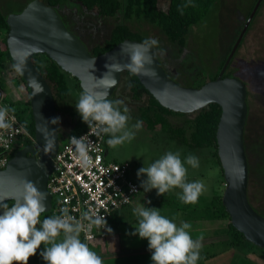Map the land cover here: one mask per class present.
<instances>
[{
	"label": "rangeland",
	"instance_id": "obj_1",
	"mask_svg": "<svg viewBox=\"0 0 264 264\" xmlns=\"http://www.w3.org/2000/svg\"><path fill=\"white\" fill-rule=\"evenodd\" d=\"M20 1L0 0L3 8L10 11L20 7V4H22ZM243 1L219 0V7L213 11L214 13L203 20L200 26L191 29L186 46L183 49L168 44L157 29L143 20L131 22L128 26L133 32L140 33L145 37L155 38L158 41V46L154 49L159 60L178 84L188 87L189 85L184 82L190 81L195 85H199L203 81L207 82L209 76L216 71L219 61L227 53L233 37L243 24L245 17V6H242ZM168 2L169 0H159V7L161 9L167 8ZM57 11L67 29L75 34L85 46L103 42L108 38L111 29L116 24L111 19H100L92 14L80 13L75 3H69ZM2 37L0 36V40ZM230 69L233 76L241 79L247 86L248 115L244 131V146L249 168L248 199L250 204L264 216V0L251 29L244 36L243 44L236 51ZM19 76L9 63H5L3 67H0V86L4 89L8 99L14 101L15 104L17 102L26 103L29 100V91ZM71 93V99L67 101L66 105L67 110L75 113V121H79L81 118L75 109V104L81 92L75 88L73 79H71ZM111 98L122 100L123 105L121 106L128 107L131 116L129 126L137 121L138 110L147 104V96H144L141 101H134L131 98L128 77L125 72ZM62 108L64 111L61 110L58 122L60 145L66 141L74 124L66 115V108L63 106ZM193 117L194 114H186V117L183 118L175 116H169L168 118L174 125H181L184 119ZM23 147L18 145L19 150ZM169 150H179L182 158L189 153L199 158V168L193 169L189 166L188 180L202 181L205 185V191L199 197L197 203L186 204V206L200 211L197 213H202L204 209H210L213 197H222L225 189L223 172L213 156L212 150L190 148L171 140L159 130H149L142 125L139 130H136V136L131 142H125L116 148L107 145L106 159L109 162L129 163L131 176L140 185L141 180L145 177L138 179L137 170L143 164L147 167L152 161ZM180 191V189H174L163 196H157L156 190L144 193L141 188V200L139 202L147 207L161 209L163 215L171 218L174 215V210L168 204L170 198H179ZM148 200L151 203L147 205ZM125 211L126 209L120 212L116 220L121 215H125ZM130 215L127 217L129 224H135L133 219L137 217L134 210ZM46 216L42 214L41 219ZM227 224V221L208 224L202 227V230L199 229L200 233L193 234L194 239L201 234L204 237L198 264H208L207 262L211 264H264V253L262 251L253 249L250 252L248 244H243L236 249L228 245ZM125 226V223L120 224L119 231L124 229ZM140 241L144 247L147 246L146 240ZM105 246L106 243L98 241L92 244L91 249L101 255L104 264H126V261H122L120 255L109 259L106 263ZM39 251L40 249L37 250L36 255L29 258L32 264H45L39 255ZM216 255V259L212 260V257ZM146 264L148 263L146 262Z\"/></svg>",
	"mask_w": 264,
	"mask_h": 264
},
{
	"label": "water",
	"instance_id": "obj_2",
	"mask_svg": "<svg viewBox=\"0 0 264 264\" xmlns=\"http://www.w3.org/2000/svg\"><path fill=\"white\" fill-rule=\"evenodd\" d=\"M262 2L257 0L216 80L200 88L178 84L163 69L155 49L149 66L155 75L135 77L162 107L175 113L195 114L211 104L221 108L216 131L217 155L225 181L221 202L231 225L246 241L264 249V217L248 199L249 168L244 146L247 86L239 78L224 77ZM6 23L9 28L6 45L12 65L16 71L17 66L21 68L17 73L29 91L36 143L17 151L7 166L0 169V202L14 203L23 182L31 181L45 192L43 214H48L52 197L47 184L60 144L58 122H51L57 117V111L50 86L35 68L33 57L47 55L62 71L77 79L83 92H106L110 99L127 71L113 73L106 65L127 64L128 54L121 49L141 42L125 40L108 52L92 56L84 43L67 29L58 12L40 0H33L18 14H9ZM106 73L107 83L100 80ZM113 78L115 83H111Z\"/></svg>",
	"mask_w": 264,
	"mask_h": 264
},
{
	"label": "clouds",
	"instance_id": "obj_3",
	"mask_svg": "<svg viewBox=\"0 0 264 264\" xmlns=\"http://www.w3.org/2000/svg\"><path fill=\"white\" fill-rule=\"evenodd\" d=\"M191 3V0H189ZM158 46V41L146 37L141 43L121 52L128 54L129 62L107 64L114 72L126 70L131 76L155 75L149 66L153 62L152 50ZM17 71L21 68L17 66ZM107 73L103 76L105 80ZM115 83V79L111 81ZM123 101L108 98L106 92L84 91L80 94L75 109L81 121L87 124L97 136H108L106 143L111 148L131 142L136 136V130L142 125L137 120L129 126L131 116ZM10 110L0 106V130L9 129ZM59 117L51 122H59ZM26 131V129H25ZM72 145L78 154L81 167L88 168L92 158L88 152L86 137H70ZM200 167L199 158L189 153L182 158L179 150L167 151L152 161L147 167L137 170V178L141 180L140 187L144 193L156 190L157 196H163L174 189H180L179 199L185 204H195L205 191L202 181L188 180V168ZM46 194L40 191L31 181H24L19 198L11 205L0 202V264H28L29 258L37 254L45 264H104L103 258L81 238L83 225L64 207L57 215L46 216ZM151 201H147V205ZM137 221L132 235L147 241L151 253V264H198L202 249L203 234L197 238L192 236V224L187 221L177 223L161 213V209L140 204L134 209ZM92 225L106 226L105 217L92 218L87 211L83 213ZM111 232V228H107ZM41 246H43L41 248Z\"/></svg>",
	"mask_w": 264,
	"mask_h": 264
},
{
	"label": "trees",
	"instance_id": "obj_4",
	"mask_svg": "<svg viewBox=\"0 0 264 264\" xmlns=\"http://www.w3.org/2000/svg\"><path fill=\"white\" fill-rule=\"evenodd\" d=\"M32 1L33 0H21L20 2H22V4H20V7L16 8L13 11L3 8L0 2V36H3L0 40V67H3L5 63H9L14 69L6 45V35L9 30L6 23L7 16L13 13H20ZM40 1L45 3L47 6L54 8L56 11L63 6L68 5L69 3H75L78 6L80 13L82 14H92L100 19H111L116 22V24L111 29L107 39H105L101 43H97L94 45L88 44V46H86L92 56H98L105 52H108L117 44L125 40L142 42L146 37L140 33L133 32L128 26L129 23L139 20H143L150 26L157 29L162 34L164 39L168 42V44L176 46L179 49H183L186 46L187 37L191 29L196 26H200L201 22L208 18L210 14L212 15L214 13L213 11L219 7V0H191V3H189V0H169L168 6L165 9H161L159 7V0ZM256 2L257 0L243 1L242 6H245V17L243 20V24L241 25L237 34L233 37L232 43L227 53L225 54L223 59L219 61L216 67V71L209 76V80L207 82L217 79L225 60L231 51V48L236 42ZM262 4L259 7L255 17L253 18L247 32L251 29V26L261 9ZM243 41L244 38L240 46L243 44ZM32 61L35 68L44 77V79L50 86L56 105L57 117L60 118L61 110H63L62 106L66 108V115L72 122H74L69 134L76 133L77 131H79V129L84 127L85 123H83L81 120L75 121L76 114L67 110L66 105L67 101L71 99L72 95L71 79L75 81V88H77V90L82 93L83 91L79 86V82L76 78H73L68 73L62 71L60 67L45 54L35 55ZM231 63L229 64L224 77H235L233 76L230 69ZM162 67L167 75L174 80L175 78L169 74V72L164 68L163 65ZM125 73L128 77V85L131 92V98L134 101H141L144 96H147V104L138 110L137 120H142L143 125L147 129L159 130L160 132L166 134L171 140L177 141L185 146L195 149L212 150V154L216 158L217 163L220 166L217 155L216 131L221 116V108L217 104H211L200 112L195 113L194 117L191 119H184L181 125H174L170 122L168 118L169 116L183 118L186 117V114L175 113L162 107L141 85V83L135 76H131L128 72ZM20 79L23 81L21 77ZM207 82L203 81L199 85H195L190 81H186L184 83L189 85L188 87L200 88ZM110 99L114 100L113 98ZM12 109L22 121L27 123L30 133L35 138V127L32 119L29 100H27L26 103L17 102L16 104H12ZM31 144L32 142L26 143V145ZM221 198L222 197L214 196L211 203V208L202 210V213H197L200 211L187 208L186 204L182 203L180 199L176 197L170 198V203L168 204V206L173 209L182 210L185 217L191 220H197L198 218H201L203 220L209 221H227L228 224L226 234L228 237V245L230 247L240 248L243 244H248L249 249H258L264 253V249L256 247L250 242L246 241L244 236L231 225L230 217L226 213L225 208L222 205ZM12 203V201L6 202L5 205H11ZM255 211L258 212L256 209ZM45 215L49 216L48 214ZM260 215L263 216L262 214ZM118 222L119 219L115 222L116 226Z\"/></svg>",
	"mask_w": 264,
	"mask_h": 264
},
{
	"label": "built area",
	"instance_id": "obj_5",
	"mask_svg": "<svg viewBox=\"0 0 264 264\" xmlns=\"http://www.w3.org/2000/svg\"><path fill=\"white\" fill-rule=\"evenodd\" d=\"M12 104L14 101L8 99L0 86V106L13 110ZM9 123L11 128L0 130V169H4L19 151L18 145L26 147L27 142L36 143L27 123L14 111L9 112ZM72 136L87 138L88 152L92 158L90 167L83 168L78 162V154L70 140ZM107 137L97 136L87 124L76 133L69 134L66 141L59 144L47 184L52 197L48 215H57L62 208H69L70 214L81 221V238L90 248L98 241L107 243L115 238L117 217L141 194L140 185L131 176L129 163L107 161ZM85 211L92 218L105 217L106 226L102 223L89 227L90 220L83 216ZM107 228L112 231L108 232Z\"/></svg>",
	"mask_w": 264,
	"mask_h": 264
},
{
	"label": "crops",
	"instance_id": "obj_6",
	"mask_svg": "<svg viewBox=\"0 0 264 264\" xmlns=\"http://www.w3.org/2000/svg\"><path fill=\"white\" fill-rule=\"evenodd\" d=\"M140 198L141 196L139 195V197L134 201V203L126 209L125 215H121V217L119 218L120 221L116 226L115 238L112 239L111 241H108L105 246L106 247L105 254H107L105 257L106 263L109 259H112L113 257L118 255L121 256L122 261L124 260L126 261V264H146V262L148 264L151 263V259H150L151 253L148 251V247L147 246L144 247L142 245L140 241L141 239H139L138 236L132 235V232L134 231L133 227L136 224L137 218L133 219L135 224H129L127 219V217L130 215L132 210H134L138 205L141 204V202H139L141 200ZM134 206L135 208H133ZM173 210H174V215L171 216V219H175L177 223H179L180 221H187L192 224V229H191L192 236L194 233H196L197 235L199 229L202 230L201 228L205 227V225L219 222V221L203 220L201 218H198L197 220H191L185 217L182 210L180 209H173ZM123 223H125L126 226L124 229L119 231V225ZM249 250L250 252H252L253 249L252 250L249 249ZM216 257L217 255L215 257H212V260L216 259ZM207 263L211 264L210 262ZM28 264H32V262L29 261Z\"/></svg>",
	"mask_w": 264,
	"mask_h": 264
}]
</instances>
